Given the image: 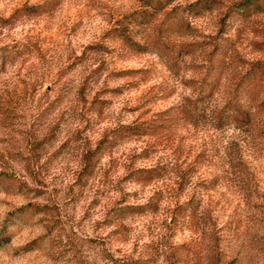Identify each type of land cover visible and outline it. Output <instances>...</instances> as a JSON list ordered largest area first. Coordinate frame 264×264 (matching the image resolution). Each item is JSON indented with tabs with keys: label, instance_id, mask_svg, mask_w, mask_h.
<instances>
[{
	"label": "clouds",
	"instance_id": "9594fccd",
	"mask_svg": "<svg viewBox=\"0 0 264 264\" xmlns=\"http://www.w3.org/2000/svg\"><path fill=\"white\" fill-rule=\"evenodd\" d=\"M253 43L264 0H0V264H264Z\"/></svg>",
	"mask_w": 264,
	"mask_h": 264
},
{
	"label": "rangeland",
	"instance_id": "374dc122",
	"mask_svg": "<svg viewBox=\"0 0 264 264\" xmlns=\"http://www.w3.org/2000/svg\"><path fill=\"white\" fill-rule=\"evenodd\" d=\"M159 26L162 27L163 24L161 23ZM56 39L58 38L54 37L53 41H55ZM45 43H47V38L45 40ZM95 47H100V45H96ZM122 47H123V42L111 41L109 47L106 48L105 50L108 51L109 55H111L112 50H118V49H121ZM252 47L254 51L257 49H264V44L253 43ZM131 55L135 56L136 53H131ZM77 59H79V57H77ZM107 63L108 61L105 60L104 63L101 65V67L103 68L104 65ZM257 68L261 69L260 80L264 81V60H256L255 63L251 65L249 72L247 74H251L252 72H255ZM114 75L129 76L130 80L126 86L127 87H137V88L139 87L141 83H146L149 78V72L145 68L138 67V66L129 67L127 70L122 69L120 72L114 73ZM113 91H119V90H113ZM153 91L154 89H149L147 98L144 99V102L142 104L137 105V108L135 109L138 111L140 108H144L145 110L141 112L138 122L132 125V128L134 130L139 129V130L146 131L149 128L155 129V122L159 119V117L161 116V113L154 111L153 108L147 106L148 104L152 103L151 94ZM153 134L154 136L157 137L158 141H164V140L171 139L170 134H169V129H166V128H160L159 131L154 130ZM150 150L151 148H145L144 151L141 153V156H146ZM133 159H135V156H133ZM117 165L119 166L118 161H117ZM61 207H63V201H61ZM66 212L69 216H75L77 219H79L78 209L74 210L72 207H68L66 209ZM83 228L86 232L91 231L88 224L83 225Z\"/></svg>",
	"mask_w": 264,
	"mask_h": 264
}]
</instances>
